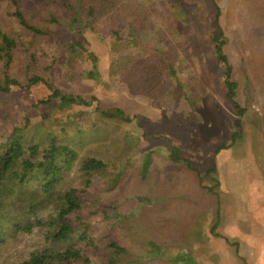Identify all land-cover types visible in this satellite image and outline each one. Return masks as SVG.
Segmentation results:
<instances>
[{
  "label": "rangeland",
  "instance_id": "obj_1",
  "mask_svg": "<svg viewBox=\"0 0 264 264\" xmlns=\"http://www.w3.org/2000/svg\"><path fill=\"white\" fill-rule=\"evenodd\" d=\"M112 1L116 9L109 19L101 14L92 19L93 26L83 22L72 31V37H84L98 55L96 81L67 78L53 37L34 35L37 65L48 67L52 84L73 94L95 95L99 110L61 108L55 100L32 107L48 89L43 84L12 87L0 91V139L8 126L27 115L31 141L45 142L50 134L70 144L79 159L103 160L107 166L90 179L76 163L64 187L83 191L91 207L87 221L102 231L113 214L120 217L111 232L139 264H241L237 248L221 236L231 242L239 239L238 244L243 240V251L254 249L253 240L249 248L244 245L239 223L247 213L246 227L256 228L254 203L242 208L238 166L246 149L251 158H264V0ZM20 2L28 6L32 22L65 34L59 26L68 23V14L59 3ZM215 6L225 38L223 52L237 82L235 99L244 108L241 140L231 138L238 131L233 125L238 114L226 98L223 67L214 52ZM119 8L125 12L116 21ZM29 34L24 32L26 39ZM117 54L133 64L132 85L120 75L107 74ZM24 55L22 47L15 50L13 73ZM115 108L130 121L100 114ZM223 144L226 150L220 148ZM202 186H212L216 195ZM37 245L32 234L9 238L0 249V264H19Z\"/></svg>",
  "mask_w": 264,
  "mask_h": 264
},
{
  "label": "trees",
  "instance_id": "obj_2",
  "mask_svg": "<svg viewBox=\"0 0 264 264\" xmlns=\"http://www.w3.org/2000/svg\"><path fill=\"white\" fill-rule=\"evenodd\" d=\"M33 1L36 2L30 0V3L33 4ZM54 1L68 14V23H60L59 26L65 32L63 35L48 31L46 25L32 22L33 15L27 14L28 6L21 4L20 0H0V91L7 93L12 87L29 89L43 84L48 93L33 102L32 107L47 105L55 100L61 108L94 106L93 110L98 111L99 101L95 95L85 97L73 94L52 84L51 75L45 71L48 67L40 68L37 65L34 35L49 34L53 37L61 50L67 78L75 76L96 81L100 74L98 55L84 37H72V31H77L74 26L83 22L93 26L95 22L92 19L96 20L101 14L107 17L116 7L112 0ZM215 7L213 24L217 28L212 36L214 52L223 67L226 98L238 114L233 125L241 129L240 117L244 114V108L235 99L237 82L232 79V66L223 52L225 38L219 25V9ZM121 12H125V9H118L116 21L120 19ZM50 16L52 21L57 20L53 14ZM26 31L31 33L29 39L24 35ZM113 33L117 35L119 31L114 29ZM19 47L25 53L24 61L13 73L14 53ZM53 61L48 65L50 68ZM133 71L132 62L120 54L107 68L109 77L120 75L122 81L131 85L134 83ZM100 114L130 121V118L123 116L120 108L101 110ZM29 123L28 116L24 115L19 123L8 126L9 130L0 139V249L9 238L19 240L32 234L37 237L39 245L22 256L19 264H139L138 258L131 257L126 246L116 239L115 232H111L120 217L113 214L107 231H102L103 227L87 221L91 207L83 191L72 186L64 187L76 163L88 179L104 169L106 163L96 157L79 159L77 151L70 144L50 134H47L45 142L31 141ZM239 134V131L234 133L233 139ZM182 161L190 166L184 157ZM202 187L214 193L212 186ZM223 239L230 243L227 238ZM230 244L237 248L236 242ZM242 264L246 263L243 261Z\"/></svg>",
  "mask_w": 264,
  "mask_h": 264
},
{
  "label": "crops",
  "instance_id": "obj_3",
  "mask_svg": "<svg viewBox=\"0 0 264 264\" xmlns=\"http://www.w3.org/2000/svg\"><path fill=\"white\" fill-rule=\"evenodd\" d=\"M238 131L240 132V136L238 138L239 140H241L243 138V129H238ZM233 134L231 137L232 139ZM261 146L263 145L261 144ZM222 148L225 150L227 149L226 147ZM261 151L262 150L260 149L259 153L262 155L264 150L262 152ZM244 152L245 154L241 156L238 166V175L240 177V197L241 202L244 204V207L242 206L244 210H247L248 203H254L255 207L252 211L254 220L256 221V228L255 230H252V228L246 227L248 224L247 213H245L244 219H239V223L240 226H242L241 228H244L243 231H245L244 234L242 233L245 239L244 245H247L249 248L248 241L250 242V240H253V244L251 243V248L254 249L243 251V247L241 245V243H243V240H240L241 243L239 244L237 243L239 239L237 241L233 239V242L237 243V254L241 264L243 263V261L246 264H264V161H261L264 160V158H256L257 155H255L254 158H251L247 154V149ZM195 169L197 168L194 167V172ZM249 173H251V175L245 177V175ZM196 175L197 174L195 172V176ZM194 185H196V182H194ZM208 194L216 195L215 193L209 191ZM197 197L198 196H196L194 193V200L197 199ZM215 221H213L212 226H214V224L216 223ZM254 231L256 232V234H254ZM229 242L232 243L230 240Z\"/></svg>",
  "mask_w": 264,
  "mask_h": 264
}]
</instances>
